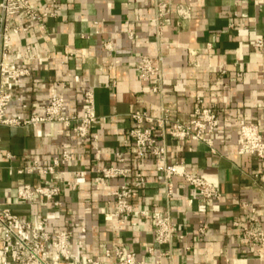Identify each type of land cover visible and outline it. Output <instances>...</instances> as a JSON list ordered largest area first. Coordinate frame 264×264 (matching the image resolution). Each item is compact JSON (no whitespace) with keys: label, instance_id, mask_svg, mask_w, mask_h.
Instances as JSON below:
<instances>
[{"label":"crops","instance_id":"0c3cea01","mask_svg":"<svg viewBox=\"0 0 264 264\" xmlns=\"http://www.w3.org/2000/svg\"><path fill=\"white\" fill-rule=\"evenodd\" d=\"M151 1L56 0L57 14L45 18L44 29L35 21L26 32L11 36V46L20 56L17 64L30 74L14 89L7 114L21 118L41 114L50 97L63 95V113L79 116L82 91L92 89L97 121L90 132L98 136L100 153L91 137L78 139L57 122L0 126L1 148L14 155V165L49 163L67 145L72 160L65 166L66 178L78 181L75 190L62 186L61 208L39 198L22 202L16 191L23 183L48 185L55 177H9L3 161L1 201L33 222L47 215L51 231L70 230L72 249L81 259L116 264L104 249L123 244L145 264H153L161 253L162 264H264L252 256V247L241 239V228L234 225L244 224L253 206L256 221L251 226L264 231V182L254 177L264 173V159L237 153L241 124H257L264 139V49L257 55L252 47L256 37L264 39V0H174L191 6V18L181 30L164 28L162 41L154 35ZM31 2L39 8L52 5V0ZM27 22L22 14L11 18L19 26ZM128 28L134 32L131 40ZM105 41L114 44V51L103 48ZM26 48L29 53H24ZM141 54L160 56L161 93L151 92L137 79ZM196 97L216 113L218 125L211 136L215 152L203 142L166 136L167 162H182L187 171L216 185L220 200L202 201L181 178L172 179L173 193L166 197L158 159L136 155L128 136L133 111L155 117L168 109L172 116L187 120ZM116 152L124 163L117 162ZM115 165L126 167L129 177L93 181L94 167ZM136 172L144 175L145 183L131 190L135 211L116 218L111 192ZM153 211L168 213L174 222L176 234L168 244L154 242Z\"/></svg>","mask_w":264,"mask_h":264},{"label":"built area","instance_id":"2783aa9c","mask_svg":"<svg viewBox=\"0 0 264 264\" xmlns=\"http://www.w3.org/2000/svg\"><path fill=\"white\" fill-rule=\"evenodd\" d=\"M151 5L154 35L160 41H162L164 28L171 26L181 30L184 23L191 18V6L188 4L174 0H152ZM58 9L56 0H52V5L46 4L40 8L35 6L31 0H0V126L35 127L46 122H57L78 139L91 137L95 152L100 153L98 136L90 132L97 121L92 89L82 91L83 111L79 116L63 113V95L50 97L47 103L42 106L41 114H32L23 118L7 114L14 89L22 78L30 74L27 67L17 64L20 56L11 46V36L26 32L35 21L38 22L41 29H44L45 18L56 15ZM20 14L27 17L29 22L23 26L11 23V18ZM127 37L130 40L134 38V32L130 28L127 29ZM207 46L210 48V44ZM252 47L257 55L261 54L264 49V39L256 37L252 42ZM103 48L107 51L115 49L111 41H105ZM29 52V48L24 51V53ZM136 68L139 81L147 83L153 93L162 92L160 82L163 79V70L160 56L141 54L138 56ZM201 104L202 99L196 97L195 107L188 115L187 120L172 116L168 109H161L159 115L155 117L149 115L147 111L141 110L133 111L130 114L134 126L129 129L128 136L133 142L136 155L140 157L150 155L158 159L166 197H170L173 193V178H181L204 202L213 199L220 200L222 197L216 185L196 173L187 171L182 162H167L166 136L177 141L203 142L210 151L215 152L211 136L218 125V119L212 108L203 107ZM237 153L255 155L259 159H264V139L257 124L243 123L240 125ZM13 158L14 155L9 151H3L0 145V168L1 162H7L6 172L9 177L24 174L35 177H55V182L48 185L23 183L16 191V198L19 201L33 203L39 198L45 204L61 208L63 204L59 196L62 186L67 185L75 190L78 185L77 180L70 181L66 178L65 166L72 160L67 145H64L58 154L46 164L33 161L22 166L14 165ZM115 158L118 163L125 161L119 152L115 153ZM91 173H93L95 183L117 177H129L128 169L119 165L94 167ZM75 175L78 178L81 172H76ZM254 177L264 182V173H256ZM144 183V175L141 172H136L130 180L124 181L113 189L111 196L115 202L114 217H129L135 211L129 200L131 190L141 187ZM243 207H247V204H243ZM248 209L245 223L240 225L238 222H234V225L241 228V239L252 247V256L264 261V231L251 226V223L256 221V211L253 206H249ZM139 213L142 216L146 214L144 210ZM150 221L154 228V242L157 244L170 243L176 234L175 225L170 215L162 211H153ZM179 238L183 237L179 236ZM71 239L72 232L68 229L51 231L48 217L45 214L33 222L13 213L9 206L1 201L0 186V264H104L93 257L79 258L72 249ZM75 243L79 245L82 241L75 240ZM149 251L151 252L150 248ZM104 255L115 259L116 264H145L136 258L134 252L126 250L123 244H114L105 248ZM163 256L162 253L158 254L153 264H162Z\"/></svg>","mask_w":264,"mask_h":264}]
</instances>
